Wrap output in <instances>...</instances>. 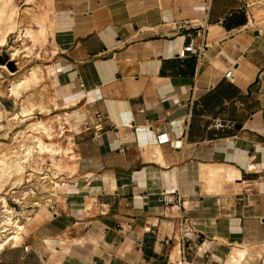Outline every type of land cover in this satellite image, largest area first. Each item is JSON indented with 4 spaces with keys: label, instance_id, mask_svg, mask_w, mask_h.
<instances>
[{
    "label": "crops",
    "instance_id": "0c3cea01",
    "mask_svg": "<svg viewBox=\"0 0 264 264\" xmlns=\"http://www.w3.org/2000/svg\"><path fill=\"white\" fill-rule=\"evenodd\" d=\"M52 1L48 106L72 157L28 209L36 264H264V0ZM195 25L207 46L180 58ZM188 114L180 149L157 143Z\"/></svg>",
    "mask_w": 264,
    "mask_h": 264
},
{
    "label": "rangeland",
    "instance_id": "374dc122",
    "mask_svg": "<svg viewBox=\"0 0 264 264\" xmlns=\"http://www.w3.org/2000/svg\"><path fill=\"white\" fill-rule=\"evenodd\" d=\"M13 1L16 13L14 18L15 21L18 22V29L16 28L14 32L10 33L6 37L5 43L0 45V159H3L0 160V163H2V161L5 162V160L6 162L8 161L9 156L12 154L10 152L22 151V149L18 146L20 141H22L21 132L26 131L29 133L30 130H32L33 122L38 118H42L46 122L53 123L55 128V135L52 139L53 141L58 142V140L62 139L57 135L61 124H58V120H56L57 117H51V108L48 106V100L54 101L55 99L56 91L52 85L55 82L52 79L53 77L51 78L45 72L48 68L46 67L47 62L49 61V57H47L48 51H45V48L46 46H49L48 26H50L51 17L54 15L53 1ZM3 25L0 24V27H3ZM43 26L44 28H47V37L44 41L41 39V41L38 40L39 38L36 36L31 39L25 33V28L30 27L33 32H36L35 34H37L38 29ZM12 46H16L18 48L19 56L17 55L15 58H12L11 56ZM34 65H40L42 69H40L39 72L41 73L42 71L45 76L36 82L30 83V86L28 85L26 87H22L23 89L20 88L22 92L20 91L21 94L19 99L21 100L30 94L36 99L37 103L39 102V104L36 105L37 107L32 113L27 114L26 116H20V118L16 120L12 126H8L7 117H10L11 112L16 110L17 107L15 106L16 103L14 101V97L3 89L10 84L11 80L18 77V75L20 76V74L26 72ZM43 107L44 109H42ZM38 150L34 152V155L32 156L33 158L30 159L31 164L27 166L24 170L25 172L20 174H12V172L10 173L5 170L3 164H0V173L3 174L5 172L3 175L0 174V197H6L8 207L12 209L14 215H17L22 221H24V226L30 216V211H28L29 207L36 204V200L40 203L42 198H46V194L49 190L44 187V184L51 183V179H53L51 176L55 175L49 167V163L51 162L50 154L39 153ZM5 156L8 158H5ZM57 157L62 156L61 154H57ZM47 160L49 161L48 163ZM63 161L61 162L62 165ZM38 164L41 165L40 168ZM61 170L62 169H57V173ZM29 172L32 173L29 174ZM45 172L49 173V178L42 180L41 176L46 174ZM22 175L23 177L19 178ZM1 176L3 177L1 178ZM25 191L26 193H24ZM3 209V202L0 198V210ZM23 231L25 238L30 232L27 229H23ZM25 245L29 247V251H25ZM0 264H36V255L29 246V243L25 244L21 241L20 245L16 247L6 246L0 251Z\"/></svg>",
    "mask_w": 264,
    "mask_h": 264
},
{
    "label": "bare ground",
    "instance_id": "6f19581e",
    "mask_svg": "<svg viewBox=\"0 0 264 264\" xmlns=\"http://www.w3.org/2000/svg\"><path fill=\"white\" fill-rule=\"evenodd\" d=\"M15 14H16L15 6H14L13 0H0V24L2 25L4 24L3 27H0V45L5 43L6 37L10 33L14 32L16 28L18 29V22H16L14 18ZM44 26L38 29L37 34H35L36 32L34 33L30 27H26L25 33L31 39L35 38L36 36L39 38L38 40L41 39L44 41V39H46L47 37L46 36L47 28L46 27L44 28ZM11 50H12L11 51L12 58H15L17 55L19 56L18 48L16 46L14 47L12 46ZM46 67L48 68L45 72L52 78V75L56 72V69L50 65ZM40 69H42L40 65H37V66L34 65L32 68H30L26 72L20 74V76L18 75V77L11 80L10 84L6 86V88L4 87L5 89L3 90L9 93L12 97H14V101L16 103L15 106L17 107L16 110L11 112L10 117L9 116L7 117L8 126H12L14 122L20 118V116H23V115L26 116L27 114L32 113L36 109L37 107L36 105L39 104V102L37 103L36 99L32 97V95L30 94H28L26 97H24L21 100L19 99V96L21 94L20 88L26 87L30 83L36 82L45 76V74L42 71L41 73L39 72ZM41 102H44V101H41ZM42 109H44V107ZM4 115L2 116L5 117ZM56 117L60 119L59 116H56ZM59 123L61 124L60 120H59ZM54 134H55V128L52 122H46L42 118L36 119V121L33 122L32 130H30L29 133H27L26 131L21 132L22 141H20V144L18 146L20 147V149H22V151L21 152L13 151L14 153L10 152L12 154L9 156V158L5 156V158H8V161L7 162L6 160L5 162L2 161V163L0 164H3L5 167V170H7L10 173L12 172V174L13 173L20 174L22 172H25L24 170L27 168L28 165L31 164L30 159L33 158L32 156L34 155V152L37 151L39 147V150H38L39 153L50 154L51 162L49 163V167L52 173L56 174L57 169L63 168L61 162L65 160L66 158H71L72 155L69 153V151L71 150V148H69L70 146L69 147L62 146L60 143L52 140ZM59 153H62L63 156L57 157V154ZM0 160H3V159H0ZM40 166L41 165H39V168ZM30 173L32 172H29V174ZM48 174L49 173L42 175L41 176L42 180L43 179L46 180L47 178H49ZM2 177L3 176H1V178ZM21 177H23V175L20 176L19 178ZM3 180H6V179H3ZM51 180H52L51 183L44 184V187L48 188L49 192L50 191L53 192V188L55 189L60 184V181L57 179L55 180L51 179ZM24 193H26V191ZM0 198L2 199L3 207H4L3 210H0V251H1L6 246L15 247L21 243V241L23 240L24 221H22L20 217H18L17 215L13 214L12 209L8 207L6 197L1 196ZM38 202L39 201L36 200V203ZM233 256L234 255H232L231 257Z\"/></svg>",
    "mask_w": 264,
    "mask_h": 264
},
{
    "label": "built area",
    "instance_id": "2783aa9c",
    "mask_svg": "<svg viewBox=\"0 0 264 264\" xmlns=\"http://www.w3.org/2000/svg\"><path fill=\"white\" fill-rule=\"evenodd\" d=\"M196 26V25H195ZM207 46L206 42V32H205V27L204 26H196L195 31L191 32L188 34V42L179 50L178 52V57L184 58L187 54H192L196 56L197 58H200L201 55L203 54L205 48ZM233 69H229L224 73V77L228 79H233ZM79 84L81 87L84 86V83L80 80ZM189 119H190V114L185 116L180 120L181 125H183V131L180 132V134L176 137H172L170 135V132L168 131H161L158 132L156 135V140L157 143L159 144H164V143H169L170 146L174 149H180L183 146V141L184 138L186 137L185 130L187 126L189 125ZM212 127L214 128H224L226 126L225 122H223L220 119H215L212 124ZM95 133L94 135L103 130L104 126L102 122L97 123L94 126ZM251 190V183L250 182H245V191L248 192ZM176 193V192H168V191H162L161 192V201L168 205L173 203V201H176V203H179L181 201V195L178 193L176 196V199L172 197L171 194ZM179 220V229H180V236H179V241L181 242V245L184 247L185 245V234L189 231V224L187 222V219L183 216L178 217ZM25 251H28L29 247L27 245L24 246ZM186 258V257H185ZM184 261V259H183Z\"/></svg>",
    "mask_w": 264,
    "mask_h": 264
}]
</instances>
